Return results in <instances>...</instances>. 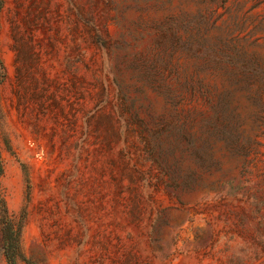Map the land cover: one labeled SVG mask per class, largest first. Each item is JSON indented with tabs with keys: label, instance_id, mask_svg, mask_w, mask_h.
<instances>
[{
	"label": "rangeland",
	"instance_id": "obj_1",
	"mask_svg": "<svg viewBox=\"0 0 264 264\" xmlns=\"http://www.w3.org/2000/svg\"><path fill=\"white\" fill-rule=\"evenodd\" d=\"M223 42L232 145L175 79ZM0 167V264H264V0H0Z\"/></svg>",
	"mask_w": 264,
	"mask_h": 264
},
{
	"label": "trees",
	"instance_id": "obj_2",
	"mask_svg": "<svg viewBox=\"0 0 264 264\" xmlns=\"http://www.w3.org/2000/svg\"><path fill=\"white\" fill-rule=\"evenodd\" d=\"M171 25L174 26V24ZM218 43L212 46L201 44L200 48L192 51V57L197 60V63L187 75L182 76V81H180L179 74H177L175 79L178 87H181V89H185L189 92L190 100H201L208 106V110L211 114L208 116L205 115V113H201L198 116L206 127L210 128L214 133L219 134L223 139H225V141L232 145L233 143L236 144L238 140V134L236 133L238 126L237 117L233 114H226L225 104L223 102V93L218 91V84L221 82V65L227 64L233 68V66L238 62L234 57L226 53V45L224 42L220 44ZM178 49L189 53V42H182L179 46H177V50ZM178 61L179 60L177 59V63ZM141 62L144 65H147L145 61L141 60ZM240 65L244 70V65L242 63H240ZM151 68L153 67H149L147 65L145 69L149 75L153 74L147 71H150ZM178 68L179 65H177V69ZM230 73L231 71L228 72L229 76H231ZM225 95H227V93H224V96ZM1 204L3 207V214L6 215V210L2 201ZM17 237L18 235L11 239L10 235L5 234V242H9L11 239L15 243L14 248L7 247L4 249L3 254L7 264H16V258L21 257L18 249Z\"/></svg>",
	"mask_w": 264,
	"mask_h": 264
}]
</instances>
